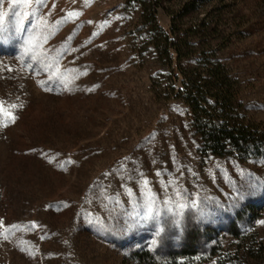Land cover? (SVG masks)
Segmentation results:
<instances>
[{"label": "rangeland", "instance_id": "374dc122", "mask_svg": "<svg viewBox=\"0 0 264 264\" xmlns=\"http://www.w3.org/2000/svg\"><path fill=\"white\" fill-rule=\"evenodd\" d=\"M140 12L0 0V264H135L134 251L179 248L188 227L203 229L199 264H264V150L200 151ZM205 14L230 39L218 55L245 120L264 126V0H203L184 21ZM156 18L171 24L163 7Z\"/></svg>", "mask_w": 264, "mask_h": 264}, {"label": "trees", "instance_id": "16d2710c", "mask_svg": "<svg viewBox=\"0 0 264 264\" xmlns=\"http://www.w3.org/2000/svg\"><path fill=\"white\" fill-rule=\"evenodd\" d=\"M127 1L141 9L142 37L168 69V94L182 98L187 105L190 126L201 139L200 151L240 159L260 154L264 150V126L245 120L239 80L218 55L230 39L218 41L221 29L214 16L205 14L196 21H184L203 0H181L172 10L163 0ZM158 7L171 16L168 28L157 21ZM231 226L237 235V224L233 221ZM202 231L200 227H188L179 248L164 245L154 252L134 251L135 264H199L193 256ZM258 246L264 248V240H259Z\"/></svg>", "mask_w": 264, "mask_h": 264}, {"label": "snow or ice", "instance_id": "6c2138e0", "mask_svg": "<svg viewBox=\"0 0 264 264\" xmlns=\"http://www.w3.org/2000/svg\"><path fill=\"white\" fill-rule=\"evenodd\" d=\"M76 15H79V13H68V16L69 17H73V16H76ZM12 107H16L15 105H13ZM35 227V225H33Z\"/></svg>", "mask_w": 264, "mask_h": 264}]
</instances>
